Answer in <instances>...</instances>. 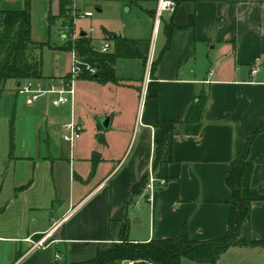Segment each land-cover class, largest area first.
Returning a JSON list of instances; mask_svg holds the SVG:
<instances>
[{"label":"crops","instance_id":"obj_1","mask_svg":"<svg viewBox=\"0 0 264 264\" xmlns=\"http://www.w3.org/2000/svg\"><path fill=\"white\" fill-rule=\"evenodd\" d=\"M21 1L25 8L28 2ZM173 1L176 11L158 27V0L136 5L148 18L145 33L108 30L149 41L154 63L167 44V22L172 18L181 28L161 62L151 67L147 83L149 59L146 66L141 60H118L117 83L77 80L74 114L84 132L73 146L62 139L70 107L54 108L49 99L30 103L17 88L10 98L5 89L0 94V264L90 260L99 249L121 242L126 222L132 243L177 239L185 232L196 242L227 235L228 172L245 155L252 134L264 127V0ZM30 8L32 40L45 43L36 39L35 24L39 17L51 23L55 16ZM105 38L112 52L113 43ZM53 57L64 63L65 55ZM70 69L44 76L57 79ZM24 82L15 81L16 87ZM201 93L208 96L202 128L174 136L169 180L158 179L154 161L163 134L157 121L184 122ZM263 147L264 131L253 141L252 155ZM151 173L157 179L153 191ZM143 179L148 182L142 193L131 196ZM251 227L252 238L264 241V202L253 204ZM43 239L46 248L35 247ZM127 263L151 264H112ZM182 264L196 263L184 259Z\"/></svg>","mask_w":264,"mask_h":264},{"label":"trees","instance_id":"obj_2","mask_svg":"<svg viewBox=\"0 0 264 264\" xmlns=\"http://www.w3.org/2000/svg\"><path fill=\"white\" fill-rule=\"evenodd\" d=\"M127 7L138 5L147 0H115ZM63 7V6H62ZM59 17H66L62 9ZM53 17L50 16L52 23ZM191 18L188 27H193ZM167 44L162 56L154 62L158 65L164 54L170 49L173 33L181 28L167 22ZM31 8L29 2L24 10H0V94L8 81L18 83L27 80H45L42 54L47 43L34 42L31 36ZM104 35L113 43V51L103 53L94 45L92 36L80 37L75 43L68 41L66 50L76 51L78 57L96 69V74L84 73L81 79L96 81L100 84L117 83L115 64L120 59L141 60L144 66L149 59L150 42L128 40L118 37L104 29ZM208 96L201 93L189 108L184 122L158 119V128L162 131V140L157 143L154 171L158 179L169 180L167 168L171 162L170 147L178 133L197 134L202 128ZM11 124V154L14 147V128ZM102 127V126H101ZM264 131V127L252 134L245 155L232 163L226 178V185L231 192L229 202L228 233L225 237L210 241H193L187 232L180 238L152 240L146 243H132L128 240L129 225L124 223L121 242L106 249H99L94 258L71 264H112L121 262L151 264H182L184 259L196 264H218L222 256L231 247H264V241L252 238L251 213L255 203L264 202V147L252 155L251 146L255 138ZM98 160L95 158L93 170ZM147 179L137 183L131 196L141 194ZM129 205L127 202L126 206Z\"/></svg>","mask_w":264,"mask_h":264},{"label":"rangeland","instance_id":"obj_3","mask_svg":"<svg viewBox=\"0 0 264 264\" xmlns=\"http://www.w3.org/2000/svg\"><path fill=\"white\" fill-rule=\"evenodd\" d=\"M26 1L30 2L32 7L47 10V14L51 10L55 16L52 23H49V21L43 23V20L39 17L37 24H35L36 39L48 44L42 54L44 75L48 76L51 71L55 70L60 72L70 69L72 53L66 50L67 41L63 37V27L70 22V18L67 16L59 17L60 4L57 1ZM78 6L82 11L92 13V17L83 20L81 24L86 30H89L91 27L95 29L93 38L96 46H102L106 41L104 29L127 36H132L133 32L145 33L147 29L148 18L139 12L136 5L127 7L115 0H83ZM19 7L24 8V3L21 0L19 4L13 3L12 0H0V10H11ZM164 20L167 19L164 18ZM162 34L163 30H161ZM53 55H65L64 63L62 59H54ZM213 59L212 61L214 62ZM16 88L15 81H8L4 96L9 98L14 96ZM1 128L0 121V139ZM60 253L63 254L62 252ZM69 263L70 260L67 257L63 261L60 260L58 262V264ZM218 264H264V247H231L222 256Z\"/></svg>","mask_w":264,"mask_h":264},{"label":"built area","instance_id":"obj_4","mask_svg":"<svg viewBox=\"0 0 264 264\" xmlns=\"http://www.w3.org/2000/svg\"><path fill=\"white\" fill-rule=\"evenodd\" d=\"M31 1V0H30ZM57 1L60 4V11L64 9L66 16L70 18V22L63 27V37L68 42L75 43L82 33L92 36L95 32L94 28H90L88 31L81 27V22L87 18L92 17V13L82 11L78 4L83 0H48ZM63 6V7H62ZM177 9V4L173 0H158L156 11V26L161 23L163 17L167 13H174ZM101 52L107 53L111 50V45L106 43L101 49ZM71 69L68 75L59 77L52 80H27L17 87V94L22 97H26L30 103H37L42 99H49L51 105L54 108L70 107L71 117L70 120L62 125V139L64 142L73 146L74 143L79 140L84 132V127L77 121L74 114L75 102H76V83L84 73L90 75L96 74V69L83 62L77 55L76 51L72 52ZM152 59H149L147 68V80L152 67ZM254 69V73H256ZM157 179L154 174L149 176L148 188L153 191L154 185ZM164 183V182H163ZM38 248H46V239L34 244ZM58 258V257H57ZM133 264V263H127Z\"/></svg>","mask_w":264,"mask_h":264},{"label":"water","instance_id":"obj_5","mask_svg":"<svg viewBox=\"0 0 264 264\" xmlns=\"http://www.w3.org/2000/svg\"><path fill=\"white\" fill-rule=\"evenodd\" d=\"M127 11H129V9H127ZM81 35H82V36H86V33L83 32ZM118 37H119V35L116 36V38H118ZM108 125H109V118H106V119L103 121V123H102L101 126H102L104 129H106V128L108 127Z\"/></svg>","mask_w":264,"mask_h":264}]
</instances>
